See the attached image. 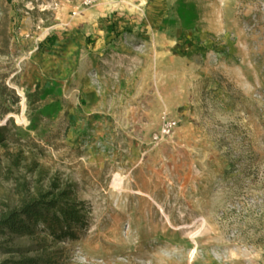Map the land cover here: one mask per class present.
Listing matches in <instances>:
<instances>
[{"label": "rangeland", "instance_id": "374dc122", "mask_svg": "<svg viewBox=\"0 0 264 264\" xmlns=\"http://www.w3.org/2000/svg\"><path fill=\"white\" fill-rule=\"evenodd\" d=\"M0 16V74L22 97L0 210L58 182L89 216L48 249L0 238V264L17 246L56 264H264V0H0ZM94 27L98 56L72 52ZM38 82L63 100L34 117Z\"/></svg>", "mask_w": 264, "mask_h": 264}, {"label": "trees", "instance_id": "16d2710c", "mask_svg": "<svg viewBox=\"0 0 264 264\" xmlns=\"http://www.w3.org/2000/svg\"><path fill=\"white\" fill-rule=\"evenodd\" d=\"M0 25L5 27L4 38H0V40H3L8 46L12 34L9 30L7 16H0ZM1 66L0 60V69ZM57 86V84L48 86L43 90L41 85L37 84L36 87L26 90L27 108L34 117H41L40 115L45 114V109L49 107L54 109L58 105H62L63 91L62 89L56 90ZM48 93L53 96L48 97ZM21 99V95L7 82L6 76L0 74V140L5 139L10 132L9 122L16 124L13 114L10 113L19 110ZM33 121L36 122V119L32 118ZM24 188H31V186L26 182ZM34 188L38 189L23 195L19 203H9L0 210V238L8 236L41 237L43 239L40 243L48 249L49 242L46 240L48 237L57 241L66 238L77 239L82 231L89 227L85 200L73 196L69 185L60 187L58 182H53L50 189L44 190L41 185H36ZM1 247L3 246L0 242ZM16 248L20 250L21 256L9 258L7 262L12 264H56L53 256L27 254L22 246Z\"/></svg>", "mask_w": 264, "mask_h": 264}, {"label": "crops", "instance_id": "0c3cea01", "mask_svg": "<svg viewBox=\"0 0 264 264\" xmlns=\"http://www.w3.org/2000/svg\"><path fill=\"white\" fill-rule=\"evenodd\" d=\"M102 30L99 29L98 27H94L93 30L87 31L86 34L78 33L76 34L77 37V42L72 41V47L71 50L78 56L82 54L84 51H87V54H90L93 56V59H95L98 54L100 53V50L98 49L100 45L102 44L101 39H102ZM89 35H96L97 41L92 42L87 40V36ZM79 39V40H78ZM94 64V63H93ZM80 69H77V74ZM37 84H40L39 82ZM42 88V87H41Z\"/></svg>", "mask_w": 264, "mask_h": 264}, {"label": "built area", "instance_id": "2783aa9c", "mask_svg": "<svg viewBox=\"0 0 264 264\" xmlns=\"http://www.w3.org/2000/svg\"><path fill=\"white\" fill-rule=\"evenodd\" d=\"M85 3H90L93 2L94 0H84ZM177 123V121L175 119H170L168 118L165 123L163 124L162 130L161 132H157L155 134L156 138L162 137L164 135H168L173 131V128L175 126V124Z\"/></svg>", "mask_w": 264, "mask_h": 264}, {"label": "bare ground", "instance_id": "6f19581e", "mask_svg": "<svg viewBox=\"0 0 264 264\" xmlns=\"http://www.w3.org/2000/svg\"><path fill=\"white\" fill-rule=\"evenodd\" d=\"M160 1V0H159Z\"/></svg>", "mask_w": 264, "mask_h": 264}]
</instances>
